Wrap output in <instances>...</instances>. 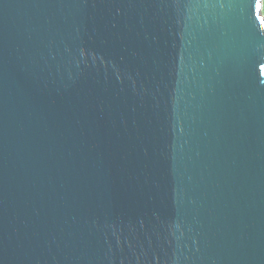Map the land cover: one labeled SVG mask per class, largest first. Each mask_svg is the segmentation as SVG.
<instances>
[{"label": "water", "instance_id": "obj_1", "mask_svg": "<svg viewBox=\"0 0 264 264\" xmlns=\"http://www.w3.org/2000/svg\"><path fill=\"white\" fill-rule=\"evenodd\" d=\"M263 0H0V264H264Z\"/></svg>", "mask_w": 264, "mask_h": 264}, {"label": "rangeland", "instance_id": "obj_2", "mask_svg": "<svg viewBox=\"0 0 264 264\" xmlns=\"http://www.w3.org/2000/svg\"><path fill=\"white\" fill-rule=\"evenodd\" d=\"M262 14L264 15V0L262 1Z\"/></svg>", "mask_w": 264, "mask_h": 264}]
</instances>
